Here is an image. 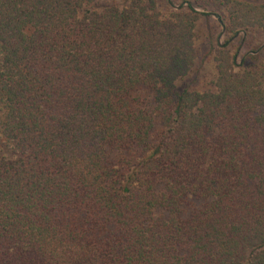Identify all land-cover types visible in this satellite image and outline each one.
<instances>
[{
  "label": "trees",
  "instance_id": "trees-1",
  "mask_svg": "<svg viewBox=\"0 0 264 264\" xmlns=\"http://www.w3.org/2000/svg\"><path fill=\"white\" fill-rule=\"evenodd\" d=\"M97 2L0 0V264H264V0Z\"/></svg>",
  "mask_w": 264,
  "mask_h": 264
},
{
  "label": "rangeland",
  "instance_id": "rangeland-1",
  "mask_svg": "<svg viewBox=\"0 0 264 264\" xmlns=\"http://www.w3.org/2000/svg\"><path fill=\"white\" fill-rule=\"evenodd\" d=\"M161 10L166 11L164 0H157ZM122 0H98L97 6L102 7L108 4L121 5ZM201 10L200 7H197ZM223 28L219 19L210 15L201 17L195 29V43L198 48L197 56L193 62L190 72L177 81V85L182 87L191 84L195 89L206 90L212 86V81L216 73L214 55L218 49V44L224 41L226 34L222 32ZM244 36V39L241 37ZM241 44V52L250 48H260L262 56L264 55V28H254L246 34L239 33L232 44L235 46ZM238 61V59H237ZM0 152H5L6 148L0 140ZM3 149V150H2Z\"/></svg>",
  "mask_w": 264,
  "mask_h": 264
}]
</instances>
